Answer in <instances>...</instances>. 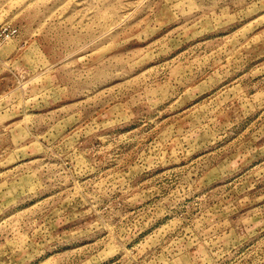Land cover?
<instances>
[{"label": "rangeland", "instance_id": "374dc122", "mask_svg": "<svg viewBox=\"0 0 264 264\" xmlns=\"http://www.w3.org/2000/svg\"><path fill=\"white\" fill-rule=\"evenodd\" d=\"M0 264H264V0H0Z\"/></svg>", "mask_w": 264, "mask_h": 264}]
</instances>
